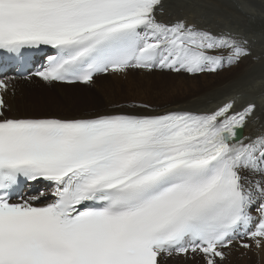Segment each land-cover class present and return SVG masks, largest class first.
Wrapping results in <instances>:
<instances>
[{
    "label": "snow or ice",
    "instance_id": "obj_1",
    "mask_svg": "<svg viewBox=\"0 0 264 264\" xmlns=\"http://www.w3.org/2000/svg\"><path fill=\"white\" fill-rule=\"evenodd\" d=\"M164 10L163 0H0V264H226L237 243L262 246L264 108L246 98L264 97V78L222 81L205 100L228 98L212 108L132 100L18 115L5 98L9 68L93 86L134 72L216 75L252 55L239 33L159 19ZM25 184L43 188L25 196Z\"/></svg>",
    "mask_w": 264,
    "mask_h": 264
},
{
    "label": "bare ground",
    "instance_id": "obj_2",
    "mask_svg": "<svg viewBox=\"0 0 264 264\" xmlns=\"http://www.w3.org/2000/svg\"><path fill=\"white\" fill-rule=\"evenodd\" d=\"M163 2L165 5V10H164V14L158 17L159 19L168 21L180 17L187 19L189 22H194L202 27H211L214 31L225 29V30H231L233 32H237L248 40L252 55L241 61V63L239 64L240 67L236 72L224 78L221 77L219 78V76L217 75H202L201 76L202 78L200 80L201 83L195 80L196 77H193L194 80L192 79V77H190L191 80H188L186 77L177 78V80L173 81L174 83L172 82L171 84L173 91L172 93L174 92L180 94L182 93L183 98L180 97L181 99L179 100L177 98L174 100L165 99L164 101H160V104L156 106H167L173 109L190 108L192 107L193 103L196 102L197 99H199L202 108H212L228 98V95L218 96L211 104H208L205 100V96L208 93V91L212 88H215L222 81H226L238 75H244V74H248L255 77L257 81L264 78V0H245V2L248 3L251 7L244 14H240L236 12V10L232 7L234 0H163ZM116 78L118 79L119 77ZM18 81L19 80L15 82L14 87L11 89L16 88ZM33 82H35V80H33ZM185 82H187L188 84H186ZM37 84L38 83H32V85L30 84L24 85L22 83H19L20 89L26 90V93H28V90L36 91V89L42 93L43 90L42 91L40 90L41 86ZM56 84L68 88L83 86L80 84L66 85L62 83H55L52 84L51 86ZM62 96L64 95L62 94ZM5 98L7 102L12 99L11 90ZM63 99L66 100L65 98ZM246 99H251L257 104L258 112L262 108H264V97H262L259 94V90L250 94ZM19 100L20 103L17 102L16 106L13 105L15 103V100L14 102L13 101L9 102L10 105H13L12 108L14 112L17 111L16 113L20 114L19 113L20 111L22 115H27V112H29V110H33V108H30L31 107L30 102L35 103L36 102L35 100H30V102H28L27 100L25 101H21V99ZM243 102L244 101H240V103ZM23 103L25 105H23ZM39 104L40 103L37 102L36 105ZM103 111H97V112H103ZM84 114H90V112L82 113V114L70 113L66 116L84 115ZM257 131H258L257 126H249L248 128L244 129V135H249V134L255 135ZM40 188H43V185L29 186L28 190L36 192V190ZM247 243H250L252 245L251 248L245 249L243 247H240L239 243H237V245L233 248L231 254L228 256L226 264H228L227 262H229L231 258H233L237 262H241L242 256L245 255L247 257V255L241 251L250 250L251 253V250L255 249L254 242L249 240L247 241ZM262 248L264 253V241H262ZM248 260L250 259L248 258ZM189 264H191V262H189Z\"/></svg>",
    "mask_w": 264,
    "mask_h": 264
},
{
    "label": "rangeland",
    "instance_id": "obj_3",
    "mask_svg": "<svg viewBox=\"0 0 264 264\" xmlns=\"http://www.w3.org/2000/svg\"><path fill=\"white\" fill-rule=\"evenodd\" d=\"M239 67L240 65L232 67L230 69H225L216 75L219 76V78L227 77L228 75L236 72L239 69ZM158 73L159 72L153 74H140L134 72V73H130L127 79H123V78L117 79L116 77H107V78L103 77V78H98L93 86L83 85L74 88L63 87L57 84L51 86L48 84H44V82H42L39 78H34V79L18 78L19 81L17 82V86L14 89L15 94L14 95L11 94L12 99L9 100L8 103L10 101L14 102L15 100V103L13 105L16 106L17 102L20 103L19 99H21V101L27 100L28 102H30V100H35L36 101L35 103L30 102L31 104L30 108H33V110H29V112H27V115H53V116L65 115L66 116L70 113H76V114L89 113V112L96 113L97 111L110 109V106L113 104L123 103L132 100H136L139 102H144L156 106L160 104V101H164L165 99H169V100H174L176 98L178 100L181 99L180 97H182V93L181 94L175 92L172 93L173 91L171 87L172 82L176 81L177 78H181V77L168 76L166 74H161V73L158 74ZM201 76L202 75L197 76L195 78V80L199 81V83H201L200 81L202 78ZM186 78L188 80H191L190 77H186ZM33 80H35V82H33ZM19 83H22L24 85L25 84L32 85V83H38L41 86L40 90L43 91L41 93L36 89V91L28 90V93H26V90L20 89ZM185 83L188 84L187 82ZM11 84L13 85V82ZM62 94L64 96H62ZM63 98H65L66 100H64ZM37 102L40 104L36 105ZM23 105L25 104L23 103ZM16 112H14L13 114H18ZM19 113L20 114L18 115H22L20 111ZM247 241L249 240L245 239L244 242L247 243ZM253 250H251V253L250 250L241 251L247 255L246 257L243 254L244 255L242 256L243 261L241 260V262H237L236 260L231 258V260L227 263L228 264H242V263L264 264V253L262 246L257 248L255 245V249ZM248 258L250 260H248Z\"/></svg>",
    "mask_w": 264,
    "mask_h": 264
}]
</instances>
